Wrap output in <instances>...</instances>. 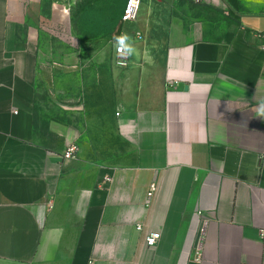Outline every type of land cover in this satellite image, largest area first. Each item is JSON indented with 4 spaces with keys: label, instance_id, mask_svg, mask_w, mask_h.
<instances>
[{
    "label": "crops",
    "instance_id": "crops-1",
    "mask_svg": "<svg viewBox=\"0 0 264 264\" xmlns=\"http://www.w3.org/2000/svg\"><path fill=\"white\" fill-rule=\"evenodd\" d=\"M72 1L0 0V264H264V0ZM43 31H113L60 120Z\"/></svg>",
    "mask_w": 264,
    "mask_h": 264
},
{
    "label": "rangeland",
    "instance_id": "rangeland-1",
    "mask_svg": "<svg viewBox=\"0 0 264 264\" xmlns=\"http://www.w3.org/2000/svg\"><path fill=\"white\" fill-rule=\"evenodd\" d=\"M78 1V2H77ZM81 0H73L71 9L77 14L79 11L84 10V6L80 3ZM115 1V0H114ZM124 0H119L115 6H113V12L110 14L116 18L117 13L121 15ZM118 10V11H117ZM129 24L124 25L126 29ZM45 33V62L48 65L50 73H44L43 83L40 85V93L43 97L39 104L40 114L49 118L60 120L64 118V115H60L57 111L59 107L65 106L66 104H77L81 100L79 99L80 86L74 85V83H67L70 81L71 76L74 77L79 75V65L82 67V75H90L87 67H91L95 63L101 61L104 56V39L109 40L112 37L113 31H65V35L61 36L60 33H52L49 31H43ZM53 32V31H52ZM126 36L125 33H123ZM43 43V45H44ZM98 44V50L93 51L90 49H81V51L75 52V44ZM55 49L56 51H51ZM70 60V63H69ZM76 67V68H75ZM86 69V70H85ZM72 79V78H71ZM55 82V83H53ZM54 114L55 117H51Z\"/></svg>",
    "mask_w": 264,
    "mask_h": 264
},
{
    "label": "built area",
    "instance_id": "built-area-1",
    "mask_svg": "<svg viewBox=\"0 0 264 264\" xmlns=\"http://www.w3.org/2000/svg\"><path fill=\"white\" fill-rule=\"evenodd\" d=\"M140 8V0H125L124 7L121 14V23H129L136 19L138 11ZM138 35V34H137ZM264 37V34L261 35ZM264 51V45L262 46ZM115 53L118 57H122L125 53L124 43L121 38L115 43ZM171 83H167V86H170ZM78 155V147L75 144L69 145L62 155V159L65 161L75 160ZM156 192V186L151 185L147 193V197L151 198ZM136 230L139 231L140 227L137 226ZM160 239V234L158 232H150L145 237V244L147 248L154 247Z\"/></svg>",
    "mask_w": 264,
    "mask_h": 264
},
{
    "label": "water",
    "instance_id": "water-1",
    "mask_svg": "<svg viewBox=\"0 0 264 264\" xmlns=\"http://www.w3.org/2000/svg\"><path fill=\"white\" fill-rule=\"evenodd\" d=\"M121 28H122V24H120L116 30V32L114 33V38L112 40L113 43H116L120 37V32H121Z\"/></svg>",
    "mask_w": 264,
    "mask_h": 264
},
{
    "label": "trees",
    "instance_id": "trees-1",
    "mask_svg": "<svg viewBox=\"0 0 264 264\" xmlns=\"http://www.w3.org/2000/svg\"><path fill=\"white\" fill-rule=\"evenodd\" d=\"M119 0H113V6H115V8H116V4H117V2H118ZM125 1V0H124ZM125 3V2H124ZM123 7H124V5H123ZM122 10H123V8H122ZM121 14H122V12H121ZM120 21H121V15H120Z\"/></svg>",
    "mask_w": 264,
    "mask_h": 264
},
{
    "label": "clouds",
    "instance_id": "clouds-1",
    "mask_svg": "<svg viewBox=\"0 0 264 264\" xmlns=\"http://www.w3.org/2000/svg\"><path fill=\"white\" fill-rule=\"evenodd\" d=\"M262 114H264V113H262Z\"/></svg>",
    "mask_w": 264,
    "mask_h": 264
},
{
    "label": "bare ground",
    "instance_id": "bare-ground-1",
    "mask_svg": "<svg viewBox=\"0 0 264 264\" xmlns=\"http://www.w3.org/2000/svg\"><path fill=\"white\" fill-rule=\"evenodd\" d=\"M119 40V39H118Z\"/></svg>",
    "mask_w": 264,
    "mask_h": 264
}]
</instances>
